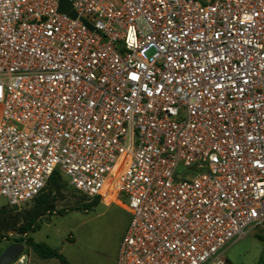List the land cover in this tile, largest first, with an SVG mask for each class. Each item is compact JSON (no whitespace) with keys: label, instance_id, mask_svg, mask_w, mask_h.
Segmentation results:
<instances>
[{"label":"built area","instance_id":"1","mask_svg":"<svg viewBox=\"0 0 264 264\" xmlns=\"http://www.w3.org/2000/svg\"><path fill=\"white\" fill-rule=\"evenodd\" d=\"M69 1L0 0V199L58 171L130 215L117 264H230L264 228V0Z\"/></svg>","mask_w":264,"mask_h":264},{"label":"rangeland","instance_id":"2","mask_svg":"<svg viewBox=\"0 0 264 264\" xmlns=\"http://www.w3.org/2000/svg\"><path fill=\"white\" fill-rule=\"evenodd\" d=\"M61 180L62 189L53 197L54 207L36 218L35 231L27 235L19 230L33 212V202L11 208L0 199V255L7 246L22 243L24 251L12 264H20L21 258L23 264H62L38 257L25 241L19 242L28 237L58 251L69 264H113L130 215L118 204L99 200L84 211L83 205L91 201L69 187L65 176ZM225 251L230 264H264V228L248 231Z\"/></svg>","mask_w":264,"mask_h":264},{"label":"trees","instance_id":"3","mask_svg":"<svg viewBox=\"0 0 264 264\" xmlns=\"http://www.w3.org/2000/svg\"><path fill=\"white\" fill-rule=\"evenodd\" d=\"M62 176L64 175L60 172L54 171L42 192L31 201L34 204V210L30 217H28L27 222L20 228L19 232L21 234L27 235L28 232L35 231L36 228L33 225L36 223V218L42 217L45 215V212L52 210L54 207L53 197L54 195H58L62 189ZM97 202L98 200L96 199L84 204V211H87L89 207L95 205ZM23 241L26 242L27 246L30 247L38 257L42 259H57L62 264H69L62 254L50 248L45 243L32 241V239L28 237L25 239L21 238L19 242Z\"/></svg>","mask_w":264,"mask_h":264},{"label":"water","instance_id":"4","mask_svg":"<svg viewBox=\"0 0 264 264\" xmlns=\"http://www.w3.org/2000/svg\"><path fill=\"white\" fill-rule=\"evenodd\" d=\"M58 3V9L61 13H69L72 18L77 17L76 13L74 11H71L72 4H70L69 0H59ZM85 23L87 24V22ZM24 248V244L22 243H14L7 246V248L0 255V264H12L23 253Z\"/></svg>","mask_w":264,"mask_h":264},{"label":"crops","instance_id":"5","mask_svg":"<svg viewBox=\"0 0 264 264\" xmlns=\"http://www.w3.org/2000/svg\"><path fill=\"white\" fill-rule=\"evenodd\" d=\"M107 204H113V203H107ZM116 204V203H115ZM119 205V204H118ZM121 206V205H120ZM122 207V206H121ZM124 235V234H123ZM123 237V236H122ZM121 237V238H122ZM119 246V245H118ZM117 256H118V248H117V250H116V257H115V259H114V263L113 264H117Z\"/></svg>","mask_w":264,"mask_h":264},{"label":"snow or ice","instance_id":"6","mask_svg":"<svg viewBox=\"0 0 264 264\" xmlns=\"http://www.w3.org/2000/svg\"><path fill=\"white\" fill-rule=\"evenodd\" d=\"M132 79H134V80H135V79H137V77H136V76H133V77H132ZM254 214H255V213H254Z\"/></svg>","mask_w":264,"mask_h":264}]
</instances>
